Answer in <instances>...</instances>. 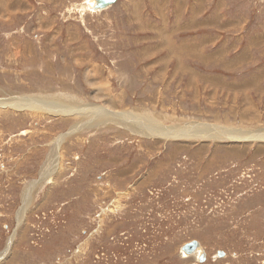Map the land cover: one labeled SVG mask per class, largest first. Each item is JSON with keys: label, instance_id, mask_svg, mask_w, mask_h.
Wrapping results in <instances>:
<instances>
[{"label": "rangeland", "instance_id": "1", "mask_svg": "<svg viewBox=\"0 0 264 264\" xmlns=\"http://www.w3.org/2000/svg\"><path fill=\"white\" fill-rule=\"evenodd\" d=\"M87 3L0 0V263L264 264V0Z\"/></svg>", "mask_w": 264, "mask_h": 264}, {"label": "bare ground", "instance_id": "2", "mask_svg": "<svg viewBox=\"0 0 264 264\" xmlns=\"http://www.w3.org/2000/svg\"><path fill=\"white\" fill-rule=\"evenodd\" d=\"M91 1V2H90ZM88 0V3L86 4V6L88 7V8H91V9H93V10H97V11H100V10H102V9H105V8H107V7H109V6H107V7H105V8H99V9H96V8H94V5H95V3H96V0ZM90 3V5H88ZM93 7V8H92ZM90 9V10H91ZM21 97H18L17 98V100H19ZM32 98L35 100V97L34 96H32ZM14 99V98H13ZM26 99V98H25ZM33 100V102L35 103V101ZM59 101H60V103L62 104V105H64V106H66V107H69V110L68 109H66V107L64 108V106H63V108H62V106L60 107V105H59ZM106 101V100H105ZM13 102H14V100H13ZM54 102H55V98L54 99H43L41 102H39V104L42 106L43 105V103H44V109L43 110H46V111H48V112H53V113H56V114H60L61 116H65V115H75V114H73L75 111H79V112H81V110H83L84 112H86V113H96V116L94 117L95 118V120L96 119H98L99 117H97V116H100V117H106L105 116V114H108V117L110 118L111 117V115L113 116V118L115 119L116 118V116H114L116 113H110V112H106L107 110H108V108L106 107V109H104V107H103V109L104 110H106L104 113H102V111H100L102 108H99V109H94V108H92V107H88V105H85L84 103V105L83 106H81V105H76V104H71L70 105V103H67V102H64V100L62 99H59L58 101H56V102H58L56 105H57V107H52V105L54 104ZM55 102V103H56ZM107 102V101H106ZM21 104H24L25 106H24V108L26 107V108H28V110H30L29 109V107H31V103H29L28 101H26L25 103H23V102H21V103H19V104H16V102L14 103V105L17 107V105H21ZM108 105V104H107ZM90 106V105H89ZM21 107V106H20ZM31 109H34L33 107L31 108ZM102 109V110H103ZM2 111H3V109H1ZM49 110H51V111H49ZM90 110H92V112H90ZM7 111V110H6ZM45 111V112H46ZM109 111V110H108ZM44 112V113H45ZM99 113H100V115H99ZM119 115V114H118ZM76 117H78V115H76ZM84 117V116H83ZM113 118L111 117V119L113 120ZM80 119V118H79ZM117 119V118H116ZM118 119L119 120H121V121H123V118L121 117V116H119L118 117ZM94 120V119H93ZM109 120V119H108ZM106 121H107V119H106ZM110 121V120H109ZM109 121H107V122H109ZM103 122H105V121H103ZM125 122H126V120H125ZM130 122V121H129ZM76 124H78V123H76ZM77 126V125H76ZM79 126V125H78ZM77 126V127H78ZM80 127V126H79ZM142 127V126H141ZM148 127V126H147ZM75 128V127H74ZM198 128V127H197ZM166 130V129H165ZM200 131V130H199ZM198 131V132H199ZM72 132V131H71ZM74 132V131H73ZM153 133V132H152ZM166 133V132H165ZM255 135H257V133H255ZM239 136V135H238ZM238 136H237V138H238ZM241 136H243V135H241ZM262 136H264V130L262 131V132H260L259 133V135L257 136V137H262ZM264 138V137H263ZM64 139V138H63ZM238 140H245V139H242V138H238V139H234V142L235 141H238ZM60 141V142H59ZM58 141V143H60L61 144V141L62 140H59ZM63 142V141H62ZM59 145V144H58ZM56 148H57V146H56ZM63 149V148H62ZM60 154V153H59ZM61 154H63V153H61ZM60 156V155H59ZM55 159V158H54ZM60 159V158H59ZM44 167V166H43ZM47 167V166H46ZM43 169V168H42ZM55 170H56V168H55ZM60 170H58L57 172H59ZM45 174H46V172H44ZM55 174V173H54ZM59 174V173H58ZM55 176H56V174H55ZM58 176V175H57ZM39 177H41V175L39 176ZM49 177V176H48ZM48 177L47 178H44V180L46 181L47 179H48ZM56 178V177H55ZM51 179V181H52V178H50L49 177V180ZM54 179V178H53ZM40 181V180H39ZM43 181V180H42ZM41 181V182H42ZM48 181V180H47ZM56 181V180H55ZM45 183V182H44ZM53 183V182H52ZM55 183V182H54ZM41 186H43V185H41ZM31 187L33 188V186H32V184H31ZM30 187V188H31ZM27 188V187H26ZM29 191V190H28ZM123 195V194H122ZM31 197V193L29 194H26L25 196H24V204H23V208L18 212V222L19 223H23V219H25V214L27 213V209H28V207H29V205H28V198H30ZM114 205H116V206H114ZM119 204L116 202V203H114L113 204V207L112 208H110V210H114V209H116V208H118L119 206H118ZM14 236H12V238H11V240L12 241H10V247L12 248V244H13V241H14ZM10 248V249H11ZM197 250H200V252L202 253V248L200 247V243H199V245L197 246V247H195ZM79 249V248H78ZM181 251H182V253H184V254H188L187 252H186V250H184V249H182L181 248ZM1 256V255H0ZM14 257V256H13ZM0 260H1V258H0ZM7 261V260H6ZM199 261V260H198ZM1 264V263H0Z\"/></svg>", "mask_w": 264, "mask_h": 264}, {"label": "water", "instance_id": "3", "mask_svg": "<svg viewBox=\"0 0 264 264\" xmlns=\"http://www.w3.org/2000/svg\"><path fill=\"white\" fill-rule=\"evenodd\" d=\"M118 0H96V3L94 5V8L96 9H101V8H105L107 6L113 5L117 2ZM199 245L198 241H191L189 243H186L184 246H182V249L186 250L187 253L193 251V249H195V247H197ZM201 247V245H200ZM203 249H202V253L201 256L199 257V261H203L205 259V256L203 255ZM219 253L217 254L218 256H222L223 252L218 251Z\"/></svg>", "mask_w": 264, "mask_h": 264}, {"label": "flooded vegetation", "instance_id": "4", "mask_svg": "<svg viewBox=\"0 0 264 264\" xmlns=\"http://www.w3.org/2000/svg\"><path fill=\"white\" fill-rule=\"evenodd\" d=\"M194 241V240H191ZM190 241V242H191ZM189 243V242H188ZM185 245V244H184ZM183 246V245H182ZM181 249V247H180ZM204 251V250H203ZM182 253V251H181ZM186 255V258L192 259V261L194 262L193 264H198V260L199 257L201 256V252L199 250H197L196 248L193 249V251L189 252L188 254H184ZM203 255L205 256V251L203 252ZM218 256V255H217ZM223 256V255H222ZM219 257V256H218ZM200 262V261H199Z\"/></svg>", "mask_w": 264, "mask_h": 264}, {"label": "crops", "instance_id": "5", "mask_svg": "<svg viewBox=\"0 0 264 264\" xmlns=\"http://www.w3.org/2000/svg\"><path fill=\"white\" fill-rule=\"evenodd\" d=\"M27 201H28V205H30V198H28V200H27ZM82 248H83V247H82V246H80V247H79V251H82V250H83Z\"/></svg>", "mask_w": 264, "mask_h": 264}]
</instances>
